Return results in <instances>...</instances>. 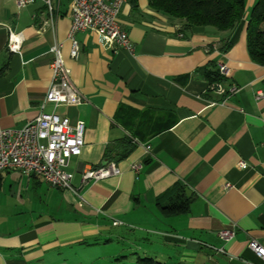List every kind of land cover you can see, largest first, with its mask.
Returning a JSON list of instances; mask_svg holds the SVG:
<instances>
[{"label": "crops", "instance_id": "1", "mask_svg": "<svg viewBox=\"0 0 264 264\" xmlns=\"http://www.w3.org/2000/svg\"><path fill=\"white\" fill-rule=\"evenodd\" d=\"M256 1H246L232 33H182L148 0H135L136 9L126 0L118 23L133 54L85 31L73 59L71 0H50L51 12L45 0L21 9L0 0V128L19 130L39 114L55 45L85 98L45 107L84 124V147L70 163L77 195L38 176L0 173V264H264L248 247H264V67L246 46ZM10 33L22 36L18 55L7 49ZM220 64L222 84L237 88L227 98L196 73ZM131 140L130 154L111 162L117 176L82 185L84 170L110 164L106 154L115 158ZM230 229L234 238L223 242L218 233Z\"/></svg>", "mask_w": 264, "mask_h": 264}, {"label": "built area", "instance_id": "2", "mask_svg": "<svg viewBox=\"0 0 264 264\" xmlns=\"http://www.w3.org/2000/svg\"><path fill=\"white\" fill-rule=\"evenodd\" d=\"M35 0H16L19 9L34 3ZM126 0H71V23L68 40L71 42L70 56L78 58L80 46L76 40L79 32H93L100 45L110 49L123 48L133 54L134 48L128 34L122 30L118 23V16ZM48 11L52 8L50 0H45ZM22 36L10 33L7 49L12 54H20ZM52 55V79L45 95L44 102L40 105L39 114L19 130L0 128V173L16 171L22 176H38L50 187L69 190L77 195V190L72 186L73 173L70 163L81 155L84 147V124L77 122L72 125L69 118L61 117L55 112H47V104L54 108L60 106H77L85 102V98L76 88L70 77L57 45L50 48ZM220 75L227 76L224 65L217 67ZM209 90L227 98L236 93L235 86L225 87L222 83L210 84ZM264 96L259 93L257 99ZM240 168L248 166L240 163ZM138 170L137 167H135ZM119 174L114 163L107 164L97 169H87L81 174L82 185L88 182H98ZM114 222L113 225H118ZM235 236V230H222L218 237L223 242H229ZM249 249L264 261V247L255 241L248 245ZM220 254H225L223 248L215 249Z\"/></svg>", "mask_w": 264, "mask_h": 264}, {"label": "trees", "instance_id": "3", "mask_svg": "<svg viewBox=\"0 0 264 264\" xmlns=\"http://www.w3.org/2000/svg\"><path fill=\"white\" fill-rule=\"evenodd\" d=\"M247 0H148L150 9L171 21L181 24L180 32L190 31L195 27H209L218 32L232 33L246 17ZM134 9L137 8L132 0ZM246 46L250 60L264 67V0H257L252 7L246 27ZM231 47L230 41L224 42L222 51ZM210 84L222 83L224 78L216 71L207 68L198 69ZM135 142H123L116 146V157L108 152V163L126 158ZM150 261V260H142Z\"/></svg>", "mask_w": 264, "mask_h": 264}, {"label": "rangeland", "instance_id": "4", "mask_svg": "<svg viewBox=\"0 0 264 264\" xmlns=\"http://www.w3.org/2000/svg\"><path fill=\"white\" fill-rule=\"evenodd\" d=\"M1 201H4V198H2V197L0 196V202H1ZM11 209H12V207L9 205V206H8V210L10 211Z\"/></svg>", "mask_w": 264, "mask_h": 264}]
</instances>
